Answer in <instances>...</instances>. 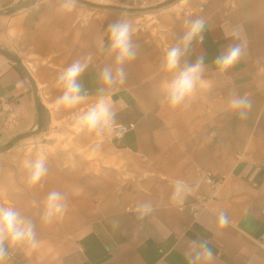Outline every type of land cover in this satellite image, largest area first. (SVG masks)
Listing matches in <instances>:
<instances>
[{
	"label": "crops",
	"instance_id": "obj_1",
	"mask_svg": "<svg viewBox=\"0 0 264 264\" xmlns=\"http://www.w3.org/2000/svg\"><path fill=\"white\" fill-rule=\"evenodd\" d=\"M19 1L0 0V49L17 56L31 76L47 132L54 124L75 120L94 102L93 96L77 109H57L54 101L62 91L56 86L57 75L92 53L93 63L81 82L95 92L100 70L111 63V57L98 50L107 26L118 18L129 20L106 9L114 3L116 9H128L129 2L77 0L72 11H63L61 0H42L1 14ZM188 17L207 21L204 43L194 45L189 59L195 62L202 55L208 66L193 98L173 108L165 100L170 76L161 71L160 62L182 35ZM152 22L134 26L138 55L125 66L127 80L112 97L117 122L130 127L126 134L106 136L94 151L98 138L81 132L89 174L82 178L74 171L66 185L65 174L48 171L37 187L44 198L51 190L99 197L91 221L67 235L64 229L60 235H48L44 224L36 225L39 246L9 249L6 264H187L184 249L198 239L210 242L213 264H264V0H180L156 13ZM232 28L242 31L248 47L241 62L222 74L212 62L232 42L222 29ZM233 93L252 100L246 119L228 108ZM0 95L16 115L9 124L0 112L4 145L33 131L38 112L25 73L1 55ZM3 158L0 153V161ZM95 166L100 173L93 171ZM207 173L223 182L211 187L204 180ZM177 179L193 185L182 206L170 200ZM199 197L205 199L204 208L193 218L188 206ZM144 201H152L155 211L140 221L133 210ZM17 203L13 207L28 217ZM221 211L230 221L227 227L217 225Z\"/></svg>",
	"mask_w": 264,
	"mask_h": 264
},
{
	"label": "clouds",
	"instance_id": "obj_2",
	"mask_svg": "<svg viewBox=\"0 0 264 264\" xmlns=\"http://www.w3.org/2000/svg\"><path fill=\"white\" fill-rule=\"evenodd\" d=\"M76 3L77 0H61V9L72 11ZM183 24L182 35L167 48L160 62L161 71L170 76L166 85L165 100L173 108L186 106L193 98L198 85L204 81L208 66L202 55L198 56L195 62L189 59L194 45L204 43L205 31L208 28L207 21L203 17H188L184 19ZM222 30L225 38H231L232 42L213 60L212 64L219 73L226 74L241 62L248 42L238 28ZM135 31L133 23L127 19L118 18L108 24L106 40L101 41L98 50L110 56L111 63L100 70L97 77L98 86L94 93L89 92L81 82V78L93 63L92 53L75 59L57 75L56 86L62 90L54 101L57 109H77L94 96V102L75 116L78 131L98 138L94 151L101 147L106 136L122 138L127 132L126 127L117 122L112 97L127 80L125 66L134 61L138 55L137 46L133 42ZM227 103L228 108L239 119H246L253 106L247 94L239 93H233ZM24 167L28 169L29 186L39 184L48 172L46 157L43 154L38 155L34 160L25 161ZM196 186L198 187V183ZM192 190L193 185L177 179L170 196L171 202L177 206L184 205ZM67 210L66 195L61 191L51 190L44 198L40 220L45 224H51L63 219ZM133 211L137 219L143 221L153 215L155 206L152 201H144ZM229 223L227 214L223 211L219 212L218 227H227ZM25 244L33 249L40 244L35 221L22 215L14 207L0 205V264H6L9 249ZM184 257L187 264H213L215 260V254L207 239L188 241L184 249Z\"/></svg>",
	"mask_w": 264,
	"mask_h": 264
},
{
	"label": "rangeland",
	"instance_id": "obj_3",
	"mask_svg": "<svg viewBox=\"0 0 264 264\" xmlns=\"http://www.w3.org/2000/svg\"><path fill=\"white\" fill-rule=\"evenodd\" d=\"M156 1L128 0V9H116L115 6L117 5L114 3L113 6L111 5L112 7H108L109 9L106 10L128 15L129 21L134 26L138 23H144L147 27V25H152L156 13L167 11L180 0H164L161 3H156ZM96 6L98 10H105L103 6ZM2 13L8 14L5 11ZM44 128L45 124L40 132L23 138L8 150L0 152L6 157L0 161V205L13 207L18 202L17 204L23 209V214L32 218L38 226L44 224L46 234L60 235L61 229H64L63 232L67 235L70 231L76 232L78 227L82 230L89 224L93 217L94 206L100 198L88 194L79 195L78 190H73L70 195H66L68 210L63 219L51 224L41 222L40 213L43 209L41 205H43L44 195L39 193L37 187L44 181L42 180L32 189H29L28 174L26 173L28 169L24 167V162L34 160L38 155L43 154L46 157L48 171H59L65 174L66 185L71 182L70 178L74 171L80 172L82 178L90 172L88 150L80 144L81 132L77 130L75 120H70L68 124L64 125L54 124L49 127L47 132H44ZM36 129L37 127L32 132ZM93 171L100 173V167L95 166Z\"/></svg>",
	"mask_w": 264,
	"mask_h": 264
},
{
	"label": "water",
	"instance_id": "obj_4",
	"mask_svg": "<svg viewBox=\"0 0 264 264\" xmlns=\"http://www.w3.org/2000/svg\"><path fill=\"white\" fill-rule=\"evenodd\" d=\"M40 1H42V0H27V1L20 0L16 5L6 9L5 12L6 13H13L17 10L27 8V7L33 5L37 2H40ZM0 55L3 56L5 59L15 63L16 65H18L22 69V71L25 73L26 77L28 78V80L30 81V83L32 85V88H33V91L35 94V105H36V109L38 112V125H37L36 131H34V132L31 131V132H28L26 134L18 135L14 139H12L10 142H8L7 144L0 145V152H3V151L8 150L10 147H12L15 143H17L21 139L26 138V137L34 134V133L40 132L42 130L43 125H44V112L42 110V106L40 105L39 99H38L37 94H36L35 84L31 78V76L29 75L28 71L23 66L21 60L17 56L12 55L10 53H7L1 49H0Z\"/></svg>",
	"mask_w": 264,
	"mask_h": 264
},
{
	"label": "built area",
	"instance_id": "obj_5",
	"mask_svg": "<svg viewBox=\"0 0 264 264\" xmlns=\"http://www.w3.org/2000/svg\"><path fill=\"white\" fill-rule=\"evenodd\" d=\"M0 112H5V120L9 124H13L16 121V115L13 108L10 107L9 103L5 100L3 96L0 95ZM130 127H126L128 130ZM204 180L213 188L220 185L223 182L222 178L213 177L210 174L204 175ZM205 199L199 197V202L191 204L188 206L189 213L193 218L197 217L200 211L204 208ZM182 209V207H180Z\"/></svg>",
	"mask_w": 264,
	"mask_h": 264
}]
</instances>
